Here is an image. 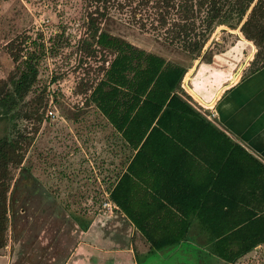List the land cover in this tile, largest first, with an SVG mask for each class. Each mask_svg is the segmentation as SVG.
<instances>
[{
    "label": "trees",
    "instance_id": "16d2710c",
    "mask_svg": "<svg viewBox=\"0 0 264 264\" xmlns=\"http://www.w3.org/2000/svg\"><path fill=\"white\" fill-rule=\"evenodd\" d=\"M114 9L120 13L127 9V21L140 30L155 32L199 62L211 61L214 52L210 45L205 46L217 26H240L244 37L257 47L250 64L249 72L253 73L264 67V0H87L86 35L80 38L81 49L87 54L101 50L112 55L102 69V77L87 90L89 100L130 150L123 171L108 191V198L130 219H134L130 199L137 188L132 176H152L153 183L145 184L155 190L169 186V144L176 138L223 137L230 145L229 153L235 147L239 153L244 152L246 162L238 157L233 167L231 155L218 169L224 184L230 180L229 171L232 178L237 171L239 181L245 177L246 191L206 192L208 198L215 197V206L180 209L187 221L179 225L135 223L151 248L161 249L188 240L193 226L188 220L193 212L201 221L199 228L208 235L204 243L211 254L234 264L264 243V164L231 142L189 102L191 97L182 87L189 66L148 52L109 31L117 18ZM19 37L7 43L15 71L7 79H0V115L11 119L13 132L11 137H0V251L7 244L12 169L22 168L24 150L32 138L23 134L15 121L28 118L41 122L40 108L46 106L41 95L27 98L38 75L35 58L40 46L34 42V47L25 48L26 40L18 41ZM143 209L146 215L158 216L159 209ZM80 225L86 230L88 222Z\"/></svg>",
    "mask_w": 264,
    "mask_h": 264
},
{
    "label": "rangeland",
    "instance_id": "374dc122",
    "mask_svg": "<svg viewBox=\"0 0 264 264\" xmlns=\"http://www.w3.org/2000/svg\"><path fill=\"white\" fill-rule=\"evenodd\" d=\"M86 2L0 0V79H7L15 71L7 43L18 36V41L26 40L25 48L34 47L36 42L40 46L35 58L38 75L27 98L41 95L46 102L40 108L41 122L28 118L15 121L21 132L32 138L25 147L22 168L12 169L7 197L6 246L13 254L12 264H64L71 255V264L76 260L77 264H87L89 259L83 257L86 251L93 252L92 262L96 264H112L118 257L112 248L102 254L105 247L116 243L118 234L103 203L123 171L130 150L89 100L88 87L102 77V69L112 55L101 50L87 54L81 49L80 38L86 35ZM127 13V9L122 13L114 9L117 18L109 26L111 33L167 60L193 65L186 52L127 21ZM209 45L214 54L230 50L238 73L250 71L257 47L244 37L239 26H217L205 47ZM190 74L188 69L184 87ZM12 133L11 119L0 115V137H11ZM80 222H88V229L83 230ZM197 244L183 241L170 254L169 248L153 250L147 256L138 255V262L229 264L212 255L206 245ZM125 254L128 259L130 254ZM234 264H264V248H254Z\"/></svg>",
    "mask_w": 264,
    "mask_h": 264
},
{
    "label": "crops",
    "instance_id": "0c3cea01",
    "mask_svg": "<svg viewBox=\"0 0 264 264\" xmlns=\"http://www.w3.org/2000/svg\"><path fill=\"white\" fill-rule=\"evenodd\" d=\"M237 68V63L233 60L230 50L218 52L213 55L210 62L194 60L193 65L188 67L191 74L187 80V87L182 86L191 97L189 102L199 112L224 132L231 142L241 146L243 150L264 164V67L253 73H243V71L238 73ZM229 151L230 145L223 137L212 140L204 136H183L171 141L169 144V186H158L155 190L154 187L151 188L145 184V182L153 183L152 176L148 174H141V178L132 176L137 183L129 207L134 212V219H130L108 198L112 202V208L109 209L107 216L111 222L116 224L118 234H116V243L105 247L107 250H104L102 254L108 253L112 248L114 252H118L116 255L118 257L112 264H130V262L139 264L138 255L147 256L154 251H164L168 248L170 254L174 252L172 248L181 247L183 241L173 246L152 249L150 242L135 223L179 225L187 221L180 209L205 205L215 206V197L208 198L204 195L206 192L246 191L248 180L244 177L239 181L235 174L237 171H233V178L231 177L232 171L228 172L230 177L228 184H224L219 178L218 168L227 156H230L229 158L233 156V167L237 166L238 157L241 160L245 159L246 162L247 157L244 152L239 153L237 147L233 149L232 154ZM250 161L252 163L251 159ZM245 165L247 166L246 163ZM146 207L159 209L156 212L158 216L153 217L142 212ZM191 216L188 222L193 226L188 235V241L193 240L205 245L204 241L208 235L199 228L201 224L199 218L193 212ZM143 239L147 243H144ZM86 244L93 248L90 242L86 241ZM112 246H118V248ZM5 247V251H0V264H12L13 254L9 249L10 246ZM257 247L264 248V243ZM176 251L181 252V250ZM85 253H87L86 256ZM85 253L83 256L85 260L88 258L90 264H96L92 262L95 258L93 252L86 251ZM125 253L130 254L128 259ZM40 258H42L41 254ZM72 258V255L68 257L64 264H69ZM220 260L225 263L222 259ZM77 263L76 260L74 264ZM218 263H220L219 260Z\"/></svg>",
    "mask_w": 264,
    "mask_h": 264
},
{
    "label": "built area",
    "instance_id": "2783aa9c",
    "mask_svg": "<svg viewBox=\"0 0 264 264\" xmlns=\"http://www.w3.org/2000/svg\"><path fill=\"white\" fill-rule=\"evenodd\" d=\"M103 206L106 207V208H108V209H110V208H112V202H111L109 199H107V200L103 203Z\"/></svg>",
    "mask_w": 264,
    "mask_h": 264
},
{
    "label": "bare ground",
    "instance_id": "6f19581e",
    "mask_svg": "<svg viewBox=\"0 0 264 264\" xmlns=\"http://www.w3.org/2000/svg\"><path fill=\"white\" fill-rule=\"evenodd\" d=\"M209 104V103H208Z\"/></svg>",
    "mask_w": 264,
    "mask_h": 264
},
{
    "label": "water",
    "instance_id": "95a60500",
    "mask_svg": "<svg viewBox=\"0 0 264 264\" xmlns=\"http://www.w3.org/2000/svg\"><path fill=\"white\" fill-rule=\"evenodd\" d=\"M240 27V26H239Z\"/></svg>",
    "mask_w": 264,
    "mask_h": 264
}]
</instances>
